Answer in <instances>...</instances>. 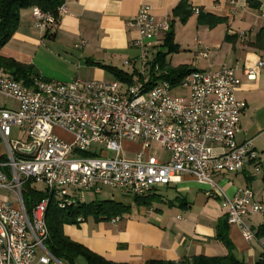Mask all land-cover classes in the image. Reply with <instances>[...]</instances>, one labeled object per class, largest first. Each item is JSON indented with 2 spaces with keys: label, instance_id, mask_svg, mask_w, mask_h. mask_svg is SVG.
Wrapping results in <instances>:
<instances>
[{
  "label": "built area",
  "instance_id": "2783aa9c",
  "mask_svg": "<svg viewBox=\"0 0 264 264\" xmlns=\"http://www.w3.org/2000/svg\"><path fill=\"white\" fill-rule=\"evenodd\" d=\"M64 11L60 6L58 16ZM55 23L51 13L32 7L34 27L47 30ZM130 24L138 29L139 55L125 64L144 77L132 84L80 77L53 82L38 75L27 85L0 70V94L15 101L0 106V191L16 195L13 202L0 195V264H66L45 245L51 199L67 210L82 204L86 191L99 195L109 188L144 196L183 173L205 186L208 197H224L227 223L239 226L245 239L253 237L246 216L264 221V201L251 188L238 187L227 197L213 178L215 172L233 174L248 159H259L251 140L235 138L245 107L235 95L241 84L236 67L195 69L177 87L166 80L148 85L150 51L169 23L157 21L150 6L142 4ZM256 67H264V60ZM153 71L163 74L157 65ZM244 73L256 77L255 67ZM124 141L140 144L134 157L124 156ZM152 141L160 143L165 157L148 153ZM208 142L217 143L218 150ZM28 183L44 194L30 212L23 199Z\"/></svg>",
  "mask_w": 264,
  "mask_h": 264
},
{
  "label": "crops",
  "instance_id": "0c3cea01",
  "mask_svg": "<svg viewBox=\"0 0 264 264\" xmlns=\"http://www.w3.org/2000/svg\"><path fill=\"white\" fill-rule=\"evenodd\" d=\"M180 1L65 0V11L47 30L34 27L32 7L24 8L20 11L16 31L0 48V55L32 65L37 74L48 81L68 82L76 77L114 80L110 72L97 63L128 73L135 71L133 65L125 64V60L139 55L134 45L139 37L138 29L130 21L140 5H149L157 21L172 23L174 42L179 50L186 49L185 45L189 47L190 57L184 58L180 65L196 69L236 67L235 74L241 84L235 95L245 107L235 138L238 143L251 140L259 159H248L243 168L233 174L215 172L213 178L227 197L238 187H249L257 200L264 201V192L257 194L251 187L256 177L254 172L262 168L260 162L264 161V67H256L264 60V49L252 44L258 32L264 30V0H186V11L190 13L185 21L172 14ZM163 36L159 35L160 43ZM82 41L84 43L76 47ZM160 43L151 49L150 59L162 49ZM203 47H207L205 56L200 54ZM165 60L170 66L176 65L172 54ZM246 67H255V79L247 78ZM58 133L69 136L60 130ZM124 142L137 148L132 150L134 157L140 144ZM208 144L216 150L219 148L217 143ZM120 191L122 195L133 196ZM5 193L0 191V195L7 196ZM101 195H94L91 201L101 200L98 198ZM144 196L151 201L149 206L124 202L129 209L114 216L118 218L116 222L111 221L113 217L100 220L89 217L79 225L65 224L63 231L73 241L116 263L186 264L194 256L227 255L228 246L216 237L219 221L226 218L224 197H208L205 186L188 173L175 177L168 185L154 187ZM84 197L83 203L91 202H87L85 192ZM257 217L260 218L254 214L245 217L253 232L251 239L244 238L239 226L226 225L227 239L241 264H255L264 252V237L255 236L257 227L264 221L257 222Z\"/></svg>",
  "mask_w": 264,
  "mask_h": 264
},
{
  "label": "trees",
  "instance_id": "16d2710c",
  "mask_svg": "<svg viewBox=\"0 0 264 264\" xmlns=\"http://www.w3.org/2000/svg\"><path fill=\"white\" fill-rule=\"evenodd\" d=\"M64 2L65 0H0V48L5 45L16 31L20 20V11L22 9L37 6L41 10L51 13L55 17L57 23L59 20L58 8L62 6ZM186 6V0H181L173 8L172 14L174 16H179L181 21H185L190 13V11H186ZM51 26L48 29H50ZM52 35L53 34H50V36ZM252 44L256 48L264 49V30L258 32L257 38ZM159 47L162 49L157 52L154 59H150L151 65L148 74V85H153L158 80H166L172 87H177L182 79L196 68H191L186 64L170 66L166 63V56L171 52H177L179 50V45L174 42V30L171 22H169V29L164 34ZM97 64L109 71L114 80L119 82L132 84L137 79H144L136 70L132 73H128L114 66ZM156 65L163 71V74L160 76H156L153 71ZM0 70H3L17 80H21L27 85L31 84V78L33 76H38L32 65L23 64L2 55H0ZM135 75H137L136 78L134 77ZM83 154L87 155L88 153ZM260 164L261 167L264 168V161H261ZM43 196L44 194L41 191L35 189L28 183L23 192L24 205L27 211L30 212L34 204ZM131 198L133 202H136L138 205L143 204L149 206L151 204V201L148 200V196L133 195ZM128 209L129 205H126L120 200L95 199L89 203L78 204L67 210H62L57 207L55 199H51L46 213L49 235L45 241V245L52 254L66 264H128L116 263L105 259L83 244L73 241L65 235L63 231V226L65 224L79 225L89 217L95 218L96 220L111 219L116 215H121L125 211H128ZM79 217L83 219L82 222L77 221ZM226 225V218L219 221L216 237L221 239L228 246L229 251L227 255L221 257L194 256L186 264H241L242 261L234 255L227 239L225 233ZM255 236L257 238L264 237V222L257 227ZM148 264L161 263L149 262ZM255 264H264V252L261 253L260 258Z\"/></svg>",
  "mask_w": 264,
  "mask_h": 264
},
{
  "label": "rangeland",
  "instance_id": "374dc122",
  "mask_svg": "<svg viewBox=\"0 0 264 264\" xmlns=\"http://www.w3.org/2000/svg\"><path fill=\"white\" fill-rule=\"evenodd\" d=\"M179 27H181L179 25ZM188 28H190V26H188ZM191 29V28H190ZM182 36V33H179ZM12 38V37H11ZM11 38L5 43V45L11 40ZM189 42V41H188ZM187 45L180 48V50H178L177 52H171L169 53L172 54V62L174 64H176L175 66L180 65L179 63L184 62V58H188L190 57V49L189 47H186ZM108 78H111L108 76ZM15 105V101L13 99L10 98H6L5 96L0 94V106H14ZM57 135H59L61 138L66 139V140H70L71 137L66 136L62 133H57ZM123 150H124V156L127 158H132V150H137V148L134 145H129L127 142H123ZM98 148V145H93L92 149H96ZM148 153L150 155L156 156L158 158L161 157H165L166 153L165 151L162 149L161 145L159 142L157 141H152L150 143L149 149H148ZM109 157L114 156L113 152H108L107 154ZM255 173V178L251 181V187L256 191L257 194H259L260 192H264V168H259L257 171L254 172ZM38 187H42L41 184H38ZM7 195V200L9 202H13L16 199V195L12 192V193H5ZM86 195V200L91 201L92 198L94 197V194L90 191H86L85 192ZM132 196H125L122 195L120 190H115V189H109V188H103V192L101 196H98L99 199H106V198H114L116 200H120L123 201L125 203H131L133 200L131 198ZM261 218V217H260ZM257 217V222L261 221V219ZM70 225V224H67ZM72 225V224H71Z\"/></svg>",
  "mask_w": 264,
  "mask_h": 264
}]
</instances>
